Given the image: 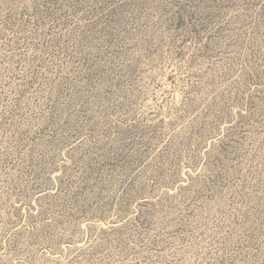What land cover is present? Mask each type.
<instances>
[{
  "label": "rangeland",
  "instance_id": "374dc122",
  "mask_svg": "<svg viewBox=\"0 0 264 264\" xmlns=\"http://www.w3.org/2000/svg\"><path fill=\"white\" fill-rule=\"evenodd\" d=\"M0 264H264V0H0Z\"/></svg>",
  "mask_w": 264,
  "mask_h": 264
}]
</instances>
